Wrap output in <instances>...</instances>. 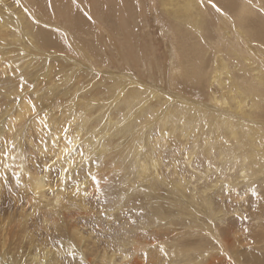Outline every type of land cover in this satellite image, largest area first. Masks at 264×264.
Segmentation results:
<instances>
[{
  "label": "bare ground",
  "instance_id": "1",
  "mask_svg": "<svg viewBox=\"0 0 264 264\" xmlns=\"http://www.w3.org/2000/svg\"><path fill=\"white\" fill-rule=\"evenodd\" d=\"M144 2L145 0H137V5ZM129 3L130 0H75V3L73 0H11L16 16L14 21H8L0 12V36L8 39L13 32L18 34L19 29L26 37L29 47L37 49L40 45L70 55L76 54L79 60L88 64L89 69H98L104 63L105 51L101 41L105 39L106 49L110 52L116 49L115 53L122 57V63L125 62L124 65L127 66L133 63V58L126 55L131 52V46L122 33L116 29L110 31L109 24H112V21L106 10L114 9V17L122 19L126 25L129 20ZM213 3L222 12H217L212 7ZM145 8L149 9L158 21L161 18L164 23L163 26L160 24L163 39L167 40L170 54L177 60L168 61L164 71L167 84L172 81V91H168L166 87L164 92L156 84L148 85L141 79L137 80L132 74L127 75L129 78L125 80L123 73L113 74L116 76L111 78L117 79L99 82L90 80V77L82 78L84 82L98 84L94 88L84 87L79 79L82 74L78 70V77L71 79L75 88L72 98L80 104L88 100L86 104L80 105L85 108L79 120L83 127L94 122L95 116L106 121L108 139L105 142H94L103 150L109 149L113 143L116 144L115 141L128 134L127 132H134V135H131L134 138L130 141L133 154L129 151L125 153V146H118L120 151L116 156L123 162V167L127 164L131 167L129 181L122 185L123 193L131 190L130 184H139V181L140 184H152L155 191L172 185L181 196L190 200L194 211L199 212V209L207 207L206 210L212 215L208 218L210 224L211 220H217L219 225H223L229 214H236L229 219L228 227L221 230L222 233H228L224 242L230 256L225 255L216 261L217 256L209 258L206 257L208 253L202 251L204 259L201 256L193 257L192 254H195L201 242L189 244L183 241L182 245L178 242L174 250L185 258L184 264H264V248L250 250L253 244L260 245L261 240H264V0H148ZM29 14L32 15L33 25L27 20ZM60 15L64 17L68 28L64 30L67 32L69 43L63 34H53L45 30L44 26L37 25L44 20H51L55 25ZM99 18L101 21H98ZM76 31H87L86 34L83 32L82 36L89 37L90 40L83 41ZM116 36L122 40L120 44L115 42ZM97 43H100V55L96 53L99 44L96 52L91 46ZM85 49L90 51L91 61L83 56ZM119 50L123 53L119 54ZM144 60L142 68L149 76L152 75L149 70L156 74L161 73L160 65L154 58L146 54ZM0 71L5 73L1 61ZM64 71L62 67L50 68L44 77L55 81L65 76ZM90 73H86V77ZM6 81L12 85L16 84L13 77L7 78ZM95 88L96 91L91 92ZM81 89H88L85 91L88 96L78 99ZM14 93L15 91L11 92ZM201 97L219 109L213 112L206 109V103L197 104L194 101H202ZM116 99L117 102H114ZM112 101L116 105L115 113L107 111L108 103ZM33 112L31 104L22 103L15 116L16 120L22 122L24 127L34 117L31 116ZM36 121L34 119L32 122L36 137L33 141L28 136V142L30 147L36 149V154L46 160L44 171L41 173L34 169L33 173H28L25 187L33 193V197L29 198L33 201L31 205L25 203L4 214L2 245L6 246L11 230L13 237L19 234L23 236L25 231L27 236L16 239L19 251L27 247L30 250H22L16 256L25 254L22 264H86L85 257H93L99 247L92 235L78 227L75 214L65 216L72 219L74 249L67 244L55 247L50 242L37 243L31 230L39 219L46 228L49 223L48 216L60 217L69 210H80L89 216L91 207L95 208L98 204L97 198L94 197L98 196L99 200L101 195L103 197L98 186L88 187L85 184H80L74 191L68 192L73 180L71 177L77 172L76 168H72V146L75 140L68 139L65 135L57 140L54 135L44 136L41 134V125L36 124ZM15 127L16 125L10 126V130ZM60 129L61 127H56L54 130L58 132ZM154 130L159 133L157 138L151 135ZM140 138H144L145 142L141 143ZM162 141H165L168 147L157 149L159 144H164ZM145 144L150 148L146 155L139 148L144 149ZM182 146L183 150L177 149ZM176 152L184 157L185 165L191 168L194 179L179 178L173 182L168 181L169 177L176 174V160L172 158ZM1 154L0 151V157ZM55 156L61 175L54 183L56 193L47 199L46 192L53 188L50 185L48 164ZM71 169H75L74 174ZM92 176L90 173L89 177ZM145 180L147 183L143 182ZM238 186L236 194L225 196L229 193L228 189ZM95 190L97 192H94ZM145 192H152V188ZM24 193L28 195L29 191L25 190ZM216 198H219L218 204ZM223 198L230 199L233 203V206H229L231 211H226L221 205L218 207ZM167 201L168 199L155 204L154 211L162 225V207L168 206ZM245 216L247 220L243 219ZM14 218L17 220L14 221ZM210 224L208 228H212ZM249 224L251 227L247 228ZM121 226L124 237L117 239V247L109 255L104 251L98 258H94L91 264H95L97 259H100V264H142L138 256L128 250V247L133 246V240L128 235L133 233L130 229L131 216H128ZM12 244L13 241L10 242V245ZM76 244L82 249L79 250ZM23 245L27 247L24 248ZM205 246L213 247L210 242ZM12 255L14 258V253ZM226 258L229 262H226ZM11 260L18 264L16 259ZM174 260L165 257L168 263ZM145 264L158 263L148 261Z\"/></svg>",
  "mask_w": 264,
  "mask_h": 264
},
{
  "label": "rangeland",
  "instance_id": "2",
  "mask_svg": "<svg viewBox=\"0 0 264 264\" xmlns=\"http://www.w3.org/2000/svg\"><path fill=\"white\" fill-rule=\"evenodd\" d=\"M147 2L148 0H145L143 4L140 3V5H137V0H130L128 5L129 20L126 25H124L122 19L114 17V9L108 8L106 10L112 21V24H109L110 31L116 29L118 32L122 33L131 46V52L126 53V55L131 59L133 58V63L127 66L124 65L125 62L122 63V57L115 53L116 49H111V51L114 50V53L106 49L105 39L101 41L102 49L105 51V53H103L105 57L103 58L104 63L100 65L98 69H89L88 64L79 60L76 54L70 55L63 51L43 48L40 45L37 49L29 47L26 43V37L22 35V31L19 29L18 34L13 32V35L8 39L0 36V61L3 71L5 72L2 73L0 71V151L2 152V156L0 157V264H15L11 258L16 259L18 264H22L25 260V254L23 253H21L22 256L16 257L20 254V251L22 252V250H24L21 248L22 250L19 251V244L18 241H16V239L19 240L22 235L19 234L13 237L11 230V235L7 237V243L4 247L2 245L3 233L1 229L4 224V214L8 211L11 212L13 208L17 209L18 206L25 203L31 205V202H33L29 200L30 197H33V193L25 187L28 173H33V171H35L34 169L41 173L44 171V162L46 160H42L43 158L36 154V149L30 147L28 142V136L31 137L33 141L36 137V133L33 129L34 125L32 124L34 119L37 120L36 124L41 125L42 135H54L56 136V140L65 135L66 138L75 140L72 146V161L74 160L72 168H76L77 172L71 177V180H73L68 192L74 191L80 184H85L88 187L98 186L103 194L100 200L98 196L94 197L97 198L98 204L94 206L95 208L91 207L92 211L90 213H92V215L89 213V216H86L80 210H69L60 217L48 216L49 223L46 228H44L43 221L39 219L31 228L37 243L50 242L55 247L60 244H67L71 245L74 249L75 242L72 239V219L65 218L66 215L73 213L75 214V222L78 227L84 229V232H88L92 235L97 242V247H99V251L95 252L93 257H85L86 264H91L94 258H98L104 251L108 252V255L112 253L111 251L117 247V239L124 237L122 232L123 227L121 225L128 216H131L130 229L133 233L128 235L133 240V246L128 247V250L136 254L142 264L148 263V261L157 262L158 264H184L185 258L182 257L181 254H176V250H174L176 244L179 242V244L182 245L183 241L189 244H198V242H201L198 250H196L195 254H192L193 257L201 256L202 259H204L202 251L208 253L206 257L212 258L217 256L216 261L224 258L225 255L230 256V251L224 242L228 233H222L221 230H225L228 227L229 219L235 217L236 214H229L223 225H219L217 220H211L212 224H210L208 218H211L212 215L206 210L207 207L205 206V208L199 209V212L194 211L192 204H190V200L187 197L181 196L172 185L169 186V188L155 191L151 183V186H149L143 183L140 184L139 181V184H130L131 190L123 193L121 190L122 185L129 181L128 177L131 167L128 164L126 165L127 167H123V162L119 161L116 156L121 146L127 148L124 147L125 153L132 152L131 154H133L130 141L134 138L132 137L134 132H127L128 134L123 135L121 139L115 141L117 145L113 143L109 149L103 150V148L98 144H94V142H105L108 139L109 132H106V121L102 118L100 120L95 116L94 122L90 123L87 127H83L79 120L82 110L85 108L80 105L86 104L88 100H86L87 102L82 101L80 104L76 99L73 100L72 98V91L74 92L75 88L74 82H72L71 79L78 77L76 73L78 70V72L82 74V77H79V79L84 87L90 86L94 88V86L98 84L96 82H84L82 78L87 79L90 77V80L99 82L106 79L111 80L116 76L113 74L123 73L122 75L123 78L125 77V80L129 78L126 77L127 75L131 76L132 74L137 80L141 79L148 85H153L154 83L163 91L166 87L168 91H172L171 88L174 86L172 85V81H168L169 83L167 84V77L164 71L168 61L174 60L177 62V60L170 54L169 44L167 40L163 39L164 36L160 31V24L163 26L164 23L161 21V18L159 19L160 21L155 19L149 9L147 10L145 8ZM0 12L3 13L6 20L14 21L16 14L14 6L11 5V0H0ZM259 12L261 13V11ZM140 13H142V15ZM27 20L33 25L32 15L29 14ZM89 21L94 22L95 20ZM98 21H101V19L99 18ZM56 22L57 23L53 25L51 20H44L43 23H37V25L44 26L45 30L53 34H63L68 41L67 32L64 30V28H68L65 25L64 17L62 15L58 16ZM76 32H78V36L83 41L90 40L89 37L82 36L83 32L86 34L87 31ZM121 41L122 40L118 38V36L115 37V42L117 44H120ZM98 44L99 49L98 52H96ZM91 46L94 48V51L100 55V43ZM146 50H148V52H146ZM122 53L123 52L119 50V54ZM82 54L87 60H90L92 56L90 51L88 52V49H85ZM146 54L149 55L150 58H154L158 65H160L159 68L161 73L156 74L152 70H149L152 73V75L149 76L147 71L142 68L143 61L145 64L144 58ZM58 67L64 68V77L55 81L44 77L48 69ZM88 72L91 73L86 77L85 74ZM12 77L16 82L15 85L6 81L7 78ZM15 87L16 89H13ZM81 90L82 91L78 93V99H83V97L88 96V92H85L88 89ZM12 91H15V93L11 94ZM83 91L84 93H82ZM92 91H96V88L91 90V92ZM101 97L105 98V96ZM201 98L202 101L198 99H194V101L197 104L206 103V109H210L213 112L219 109L217 106L210 103L209 100L207 101L205 99L204 101V97ZM77 102L79 105H77ZM114 102H117V99L114 100ZM114 102L108 103L107 111L110 113H115L116 105ZM22 103L31 104L32 110L33 106L35 109L31 114V116L34 117L29 120V124L24 127L23 123L17 121L15 117ZM208 104H210V106H207ZM24 123H26V121H24ZM13 125H16V127L10 130V126ZM56 127H61V129L56 132L54 130ZM151 135L153 138H157L159 133H156V130H154ZM139 141L144 143L145 139L140 138ZM121 142L122 144L120 145ZM167 142L168 141L165 143L168 144ZM137 144H139V142ZM164 144H159L157 149L167 148L168 145ZM49 146L51 147V144ZM118 146L120 147L118 148ZM139 148L145 152V155L150 152V148L146 144L144 149L143 147ZM183 148L184 146L177 149L183 150ZM172 158L176 160V174L168 178L169 182H173L179 178L185 180L189 178L194 179L191 168L185 165L184 157L180 155L179 152H176ZM56 161L57 157L55 156L48 164L51 178L50 185L53 188L46 192L47 199H50L56 193L54 183L60 179L61 175ZM117 163L121 165H117ZM71 170L74 174L75 169ZM90 173L93 174L91 177L92 179L89 177ZM146 181L147 180L143 182L145 183ZM57 184H59V182ZM65 187L67 188V186ZM150 187L152 188V192H145L151 189ZM238 189L239 186L228 189L229 193L225 196H233L237 193ZM25 190L29 191L28 195L24 193ZM94 192H97V190ZM167 199L168 206L162 207L164 212L162 225L154 209L156 203L166 201ZM215 201L218 204L219 198H216ZM221 201L218 207L221 205L226 211L232 210V208L229 207L233 206L230 199L223 198ZM163 205L166 204L163 203ZM216 212H218V210ZM16 220L17 219L14 218V221ZM262 221L264 222V220ZM208 224H210L212 228H208ZM29 225H31V223ZM250 227L251 224H249L247 228ZM83 234L87 236L86 233ZM23 236H27L25 231L23 232ZM11 241H13L12 245H10ZM208 242L213 246L210 247L213 250L205 246ZM25 246L24 248L27 247ZM76 246L79 250L82 249L79 248L78 244H76ZM7 247L11 248V250L9 248L8 250ZM161 247L164 249L163 252L160 251ZM193 247L194 245L191 248ZM256 248H264V240H261L260 245L253 244L250 250ZM17 249L18 253H16ZM27 249L29 250L28 247L25 250L27 251ZM217 249L218 251H216ZM27 252H30V250ZM13 253L15 255L14 258L12 257ZM145 253L147 254V261L145 260ZM166 256L174 258L175 260L168 263L165 261ZM190 259L192 260L193 258ZM193 262L196 263V261ZM226 262H229L227 258ZM95 264H100V259L95 260Z\"/></svg>",
  "mask_w": 264,
  "mask_h": 264
},
{
  "label": "snow or ice",
  "instance_id": "3",
  "mask_svg": "<svg viewBox=\"0 0 264 264\" xmlns=\"http://www.w3.org/2000/svg\"><path fill=\"white\" fill-rule=\"evenodd\" d=\"M73 2L75 3V0H73ZM212 7H213L217 12H222V10H221L216 4L213 3V4H212ZM85 15H87V13H86ZM88 18L91 19L90 16H89ZM33 111H35L34 106H33ZM243 219H244V220H247L248 218L245 216ZM245 231H247V229H245ZM160 251L163 252L164 249L161 247ZM145 260L147 261V254H146V253H145Z\"/></svg>",
  "mask_w": 264,
  "mask_h": 264
}]
</instances>
